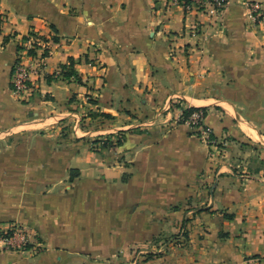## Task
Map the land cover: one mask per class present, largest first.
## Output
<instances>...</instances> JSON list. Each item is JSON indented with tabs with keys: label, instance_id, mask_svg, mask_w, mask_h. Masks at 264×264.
I'll use <instances>...</instances> for the list:
<instances>
[{
	"label": "crops",
	"instance_id": "1",
	"mask_svg": "<svg viewBox=\"0 0 264 264\" xmlns=\"http://www.w3.org/2000/svg\"><path fill=\"white\" fill-rule=\"evenodd\" d=\"M32 31L49 53L20 100L12 68ZM178 99L206 109L215 145L175 122ZM15 132L33 144L0 146V228H32L44 250H1L0 264H264V0L187 14L166 0H0V138ZM114 132L119 146H90ZM182 227L185 244L130 253Z\"/></svg>",
	"mask_w": 264,
	"mask_h": 264
},
{
	"label": "built area",
	"instance_id": "2",
	"mask_svg": "<svg viewBox=\"0 0 264 264\" xmlns=\"http://www.w3.org/2000/svg\"><path fill=\"white\" fill-rule=\"evenodd\" d=\"M168 7H180L187 13H203L208 10L220 12L229 0H166ZM249 17H261L258 3H248ZM196 34V29H192ZM48 41L36 33L29 32L20 42L17 49L16 61L12 68L11 88L20 100H27L33 95L34 89L31 75L35 72L32 59L38 63L49 53ZM31 59V61H29ZM179 99L174 101L178 103ZM175 122L181 124L182 109L170 107ZM205 113L202 110L194 111L183 123L191 127L196 136L206 145H215L211 130L202 125ZM28 252L37 255L44 250V245L37 233L30 227L20 224H8L4 230L0 228V251Z\"/></svg>",
	"mask_w": 264,
	"mask_h": 264
},
{
	"label": "rangeland",
	"instance_id": "3",
	"mask_svg": "<svg viewBox=\"0 0 264 264\" xmlns=\"http://www.w3.org/2000/svg\"><path fill=\"white\" fill-rule=\"evenodd\" d=\"M262 13V10H261ZM250 23L251 24H258L259 22L263 21V14L261 17H255V18H250ZM91 102L93 103L94 100L96 99V96L91 95ZM95 103V102H94ZM90 112V111H89ZM95 116V114L92 113H88V117L93 118ZM85 118V117H84ZM120 132V131H119ZM91 134V133H90ZM23 133L22 132H15L12 133V135H7L4 138H0L1 141H3V144L0 146H31L33 144V141L31 140V136L28 134L25 138L22 136ZM107 136H111L110 140L113 142H116L118 135L116 132L111 133V134H104V136L100 135V136H96V134L92 135V140L93 138L96 139L97 137H101V140L98 141V139H96L95 141L99 142L96 143L95 141H90V146L93 149H99L100 147H102V142L105 140V138ZM104 137V138H102ZM187 227H182L178 230L177 235L175 236H170V237H157L155 239L152 240V242H150L151 244L148 245L147 247H144L143 249H137V248H133L130 253L132 252L133 256H138L140 258L143 259H149L151 258V256H155L158 257L159 255L163 254V251L166 249V245L172 244L174 243L175 245H181V244H185L188 239V232H187ZM133 262V261H132ZM103 264V263H102ZM105 264H109L108 262Z\"/></svg>",
	"mask_w": 264,
	"mask_h": 264
},
{
	"label": "trees",
	"instance_id": "4",
	"mask_svg": "<svg viewBox=\"0 0 264 264\" xmlns=\"http://www.w3.org/2000/svg\"><path fill=\"white\" fill-rule=\"evenodd\" d=\"M72 73L71 72H63V77H69ZM171 107H177L182 109V119L180 123H183L194 111L202 110L206 114L205 108H198L191 105H188L184 100L179 99L178 103L171 102ZM103 117L109 118L110 116L107 114H102ZM121 133H118V136H121ZM110 136L106 137L105 140L102 142V147L105 148H113L115 146H119L121 144V138L118 137L116 142L110 140ZM97 142V141H96Z\"/></svg>",
	"mask_w": 264,
	"mask_h": 264
},
{
	"label": "water",
	"instance_id": "5",
	"mask_svg": "<svg viewBox=\"0 0 264 264\" xmlns=\"http://www.w3.org/2000/svg\"><path fill=\"white\" fill-rule=\"evenodd\" d=\"M151 123H152V122H141V123H136V124L129 125L126 129H127V130L137 129V128H140V127L149 126ZM120 132H122V131H120Z\"/></svg>",
	"mask_w": 264,
	"mask_h": 264
}]
</instances>
